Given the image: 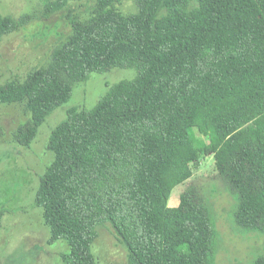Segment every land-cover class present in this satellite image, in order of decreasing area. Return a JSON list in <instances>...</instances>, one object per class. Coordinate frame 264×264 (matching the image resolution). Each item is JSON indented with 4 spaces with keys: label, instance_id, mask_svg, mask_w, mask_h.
<instances>
[{
    "label": "trees",
    "instance_id": "obj_1",
    "mask_svg": "<svg viewBox=\"0 0 264 264\" xmlns=\"http://www.w3.org/2000/svg\"><path fill=\"white\" fill-rule=\"evenodd\" d=\"M40 1L53 13L80 0ZM116 1L93 0L85 18L68 10L71 31L48 65L0 83V105L30 115L13 133L29 146L73 82L136 70L92 107H68L51 130L53 159L34 196L48 243H66L62 264H97L92 243L108 222L126 264H212L208 206L191 191L167 202L210 153L236 195L235 223L264 235V0H135L129 13ZM25 21L0 13V39Z\"/></svg>",
    "mask_w": 264,
    "mask_h": 264
},
{
    "label": "rangeland",
    "instance_id": "obj_2",
    "mask_svg": "<svg viewBox=\"0 0 264 264\" xmlns=\"http://www.w3.org/2000/svg\"><path fill=\"white\" fill-rule=\"evenodd\" d=\"M93 0L69 3L64 9L45 13L40 0H0V13L14 19L26 18L24 24L0 39V83L23 79L33 69L46 67L52 51L71 31L70 10L85 18ZM115 8L123 13L136 10L135 0H117ZM134 68L114 67L92 73L84 82L72 83L71 98L46 118L29 146L18 144L16 128L30 115L22 104L0 105V264H62L60 253L67 251L64 241L48 243L50 230L44 224L42 210L34 203L39 176L51 163L47 149L51 130L65 118L70 106L90 108L109 86L122 79H132ZM190 135L205 144V136L196 129ZM191 191L208 206L214 227L212 264H252L264 254V235L247 232L233 218L237 208L235 193L216 171L213 155L202 154L193 174L176 185L167 205L177 206L181 193ZM92 243L97 264H126L127 251L107 222L97 227Z\"/></svg>",
    "mask_w": 264,
    "mask_h": 264
}]
</instances>
